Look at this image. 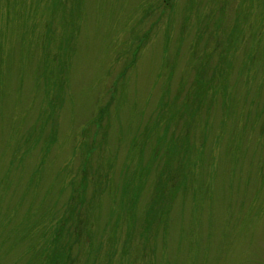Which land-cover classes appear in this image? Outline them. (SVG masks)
Returning <instances> with one entry per match:
<instances>
[{
	"label": "rangeland",
	"instance_id": "obj_1",
	"mask_svg": "<svg viewBox=\"0 0 264 264\" xmlns=\"http://www.w3.org/2000/svg\"><path fill=\"white\" fill-rule=\"evenodd\" d=\"M263 111L264 0H0V264H264Z\"/></svg>",
	"mask_w": 264,
	"mask_h": 264
},
{
	"label": "trees",
	"instance_id": "obj_2",
	"mask_svg": "<svg viewBox=\"0 0 264 264\" xmlns=\"http://www.w3.org/2000/svg\"><path fill=\"white\" fill-rule=\"evenodd\" d=\"M140 45H141V43L139 42L134 48L131 49V51H132L131 59H130V62H128V64L124 66L123 71H122L123 74H126V72L134 65L136 57H137V54H138L139 49H140L139 48ZM195 65L196 64H194V66ZM262 113H264V111ZM99 119L102 120L103 119V115H100Z\"/></svg>",
	"mask_w": 264,
	"mask_h": 264
}]
</instances>
